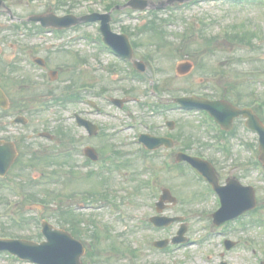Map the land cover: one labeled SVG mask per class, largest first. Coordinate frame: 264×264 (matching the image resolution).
I'll use <instances>...</instances> for the list:
<instances>
[{"label": "rangeland", "instance_id": "1", "mask_svg": "<svg viewBox=\"0 0 264 264\" xmlns=\"http://www.w3.org/2000/svg\"><path fill=\"white\" fill-rule=\"evenodd\" d=\"M128 1L60 0L58 3L57 0H7L16 19L44 12L83 15L88 13L87 8L106 13L111 2H117L122 7ZM149 1L156 4L162 0ZM65 2L66 5L62 6ZM260 2L233 4L229 0H207L187 8L162 11L158 13V17L130 9L118 14L114 12L113 30L116 33H122L124 29L130 31V38L140 43L135 57L144 61L142 58L149 55L154 62L148 65L143 74L139 73L140 77L135 78L124 64L102 51L99 44L94 42L101 38L97 24L80 28L83 32L80 31L82 33H79L75 43L76 32L67 33L63 40L46 35L44 44H61L67 47L55 51L47 50L44 45L40 55L46 57L54 69L67 64H78L75 77L77 73L83 75L80 80L91 86L88 98L115 116L112 118L100 115L86 107L89 111L88 118L103 133L102 137L89 139L84 136L83 130L74 126L72 120H68L70 112L78 107H56L52 103L53 99L47 96L45 99L51 108L39 114L40 116L34 114L33 119L28 115L33 126L22 134L38 130L36 128L40 129L44 124L50 128L62 125L72 130L78 139L82 136V145L89 143L101 149L102 145L109 144L122 151L123 155L120 159L115 157L114 160H107V167L103 170L95 166L87 167L85 161L78 156L77 160L71 162L61 159L63 165H51L49 157L65 148H58L60 139L56 145L43 141L44 145L39 149L36 142L43 143L33 140L29 150L10 170L6 180L0 182V236H15L13 238L40 242L42 238H39L38 233L41 223L48 220L55 227L69 232L76 229V233L72 232L82 242L83 238L88 239L93 232H98L101 235L99 247L93 242L95 245L85 244V248L86 252L92 248L93 251L96 250L99 264H134L130 260L133 252L136 264H220L222 261L228 264H261V260H264V224L256 226L252 225V221L264 223V175L261 177L254 171L247 151L248 144H257L253 142L256 140L255 135L246 132L243 121L238 119L226 138L228 150L223 154L212 152L204 147L209 145L207 143L211 142L215 134L211 127L203 126L199 114H186L181 109H176L177 105L172 102L175 97L193 92L197 96L205 97L208 94L216 99L226 97L232 103L236 102L233 99L236 97L239 104H250L256 99L264 106V0ZM154 18H157L158 24H162L164 33L148 30L138 36L134 35ZM12 23L5 15L0 16V46L7 50L8 59L16 60L22 48L37 41L17 37L12 30ZM246 32L253 33L249 44L229 39L235 33ZM82 34L93 41L90 46H87ZM37 40L40 42L39 38ZM12 45L14 49L10 48ZM78 58L84 61L77 63ZM181 62H191L194 65L193 71L184 77L176 73V67ZM22 68L29 72L28 68ZM21 74L25 73L18 72L15 78ZM70 74L68 71L62 73L60 82L68 79ZM40 78L38 85L30 90L31 93L37 91L41 94L46 91L44 76ZM18 85L10 81L9 91L12 97L18 96V93H13L18 92ZM229 88L236 89L241 96L234 97ZM106 98H127L130 101L136 99L137 102L132 103L129 109L134 123L138 124L137 129L130 128L128 118H123L124 112L119 111ZM167 121L175 122L173 134L177 138L176 148L195 143L203 155L213 159L222 183L230 176H235L243 184L255 187L258 207L249 217L226 227L215 228L212 213L217 209L216 200L211 196L202 198L206 190L186 166L179 170L174 165L170 166V161L156 155L150 159L141 157L139 147L133 144L136 134L146 132L147 125H152L160 133H166ZM216 141L218 140L213 136V143ZM105 155H113L111 149ZM119 160L124 162L120 168L116 166ZM145 163L149 165V169H146ZM70 168L72 171H69ZM54 170L57 172L56 176L51 175ZM34 175L38 178L32 181ZM7 183L22 186L25 198L20 201L18 197L9 194L5 189ZM163 188H169L179 200V205L168 209L165 215L185 217L187 236L193 242L187 247L169 252L157 250L153 243L161 238L175 236L180 224H174L172 229L166 231H154L150 224L146 226V222L149 223V219L156 215L155 203ZM93 193L96 194L94 200H84V197ZM106 193L109 194V200L101 197ZM42 198H46V205L37 202ZM8 200L12 202L10 207L6 205ZM109 203L123 205L126 212L120 215L119 210L112 211ZM72 208L77 209L74 210V215L79 222L68 214ZM20 221L23 224L17 225ZM67 221L69 222L66 224ZM77 232H81L82 237H78ZM209 232L215 234L209 236ZM204 237L207 239L203 240ZM225 239L239 242L233 250L225 251ZM198 240L200 241L197 243ZM247 240H252L256 245V254L245 246L249 245ZM0 264L29 263L2 255Z\"/></svg>", "mask_w": 264, "mask_h": 264}, {"label": "water", "instance_id": "2", "mask_svg": "<svg viewBox=\"0 0 264 264\" xmlns=\"http://www.w3.org/2000/svg\"><path fill=\"white\" fill-rule=\"evenodd\" d=\"M139 3L142 4L140 7H144L143 5H145V3L143 2H139ZM71 18L72 17H66L63 19H57L55 21L67 22ZM38 19L41 20L44 23V25L46 23V26L51 25L49 24L48 18H38ZM92 19L98 20L100 19V17L93 16ZM108 22L109 20H105L103 22V31L106 36V41L113 48L117 49L121 54L129 57L130 51L127 48V42H128L127 38L124 36L123 37L113 36L110 33V26ZM190 69H191V65L184 64V65H180L178 71L182 74H185L189 72ZM180 103L190 108L193 107V108H201V109L209 110L225 128H228V124L231 123L233 117L239 116L241 114L251 116L249 111H239L237 109L231 108L228 104L224 102L210 103L196 99H187V100H180ZM257 124L258 126H255L253 124L251 125L254 128L259 127V130L262 133H264V130L261 127V125L258 122ZM6 158L11 162L13 161L14 152L12 151V149H10V153L7 154ZM184 159L194 163L193 159L181 155L180 160H184ZM194 164L200 166L201 168L203 167V165L202 164L200 165L198 162ZM244 190L245 191H240L238 189L232 190L231 188L223 189L222 195L225 198V207L217 214V216L225 215L228 218H232L234 215H238L237 213H241L246 209H250L254 207L255 197L252 192V189L246 188ZM166 199L167 200L169 199L168 191H166L165 195L163 196V200ZM46 233L50 242L42 244L40 246L28 242H21V241L20 242L7 241L8 243L0 242V246L3 248L11 249L13 252H18L21 255L25 254L24 257L38 261L41 264H81L80 257L83 254V250L81 249V246L77 242L73 241L68 234L63 232L52 233L50 229H48ZM183 234L184 231L183 230L180 231L179 237L176 238L174 242H182L184 240Z\"/></svg>", "mask_w": 264, "mask_h": 264}, {"label": "flooded vegetation", "instance_id": "3", "mask_svg": "<svg viewBox=\"0 0 264 264\" xmlns=\"http://www.w3.org/2000/svg\"><path fill=\"white\" fill-rule=\"evenodd\" d=\"M27 20V19H26ZM30 28H27L24 33L28 34L30 36L36 37V36H41V28L38 27V25H28ZM74 31H80V30H73ZM72 32V31H71ZM13 48V45L11 46ZM7 50H3L2 48H0V66H1V71H0V85L3 86V89L5 90L6 94L10 97L11 93L9 91V80H10V70H9V66L8 64H6V62H8V55H6ZM41 53V49L40 47L37 48H31V49H25L23 48L21 50V55L24 56V58L19 59L18 62V70L14 71V72H20V73H25L24 75H20L19 81L20 84L18 85V92H13V93H18V100L17 101H13L12 104H10L9 109L8 110H4L0 108V141L2 142H6V141H10V137L11 134L13 133L9 128H10V113L9 111H12L13 113V117H18V116H22L28 119V124L23 128L27 127L26 130H28L29 128H31L33 125L31 124V120L28 118V115L32 116L33 119V115L35 114V107L30 105L29 103H27V99L30 100L29 96L28 97H24V94H31L30 90L32 89L33 85L37 86L38 85V80H41L40 76H42L41 72L38 70L37 67H35V65H28L26 57L30 56L31 58H37L36 56H40ZM41 57V56H40ZM4 59L6 62H4ZM28 68L29 72L25 71L23 68ZM46 67H48V63L46 62ZM57 71V73H56ZM52 70L51 68L49 70H42V72H48L47 74V78L48 80V84L47 85V81L45 84V88L47 89L48 86V91L47 94H50L53 90L58 91L59 88H61L60 86H57V81L56 82H52L51 80L55 81L58 80L60 78V74L63 72V69L60 68L58 70ZM56 74H55V73ZM83 75H79V73H77L75 79L74 78H70L68 83L69 86L67 87V90H69L70 95L76 99V102H79V104L83 105V101H84V93H87V86L86 83L84 81H81L80 78ZM46 78V80H47ZM63 90V89H62ZM37 91H34V93H36ZM81 115L84 116V111L81 112ZM13 125V124H12ZM11 125V126H12ZM36 128V127H35ZM38 130H33L32 132H26L27 134H25L26 138L29 140V142H31L34 137L33 136H37V139L39 142L43 143L40 144L38 142H36V144L38 145V149L40 146L44 145L43 141H49L47 138H43L41 137L42 133H46L48 132L47 130H50L52 132L56 131V128H49L46 129V126L43 125L40 129L36 128ZM36 139V140H37ZM18 142H20V140H18Z\"/></svg>", "mask_w": 264, "mask_h": 264}]
</instances>
